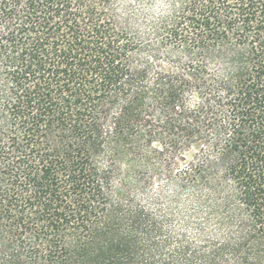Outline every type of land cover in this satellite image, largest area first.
I'll list each match as a JSON object with an SVG mask.
<instances>
[{
	"label": "trees",
	"instance_id": "1",
	"mask_svg": "<svg viewBox=\"0 0 264 264\" xmlns=\"http://www.w3.org/2000/svg\"><path fill=\"white\" fill-rule=\"evenodd\" d=\"M0 264H264V0H0Z\"/></svg>",
	"mask_w": 264,
	"mask_h": 264
}]
</instances>
